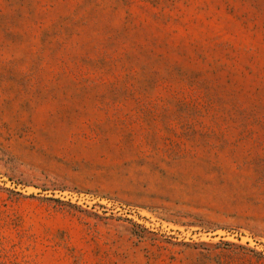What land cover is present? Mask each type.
Masks as SVG:
<instances>
[{
    "label": "rangeland",
    "instance_id": "rangeland-1",
    "mask_svg": "<svg viewBox=\"0 0 264 264\" xmlns=\"http://www.w3.org/2000/svg\"><path fill=\"white\" fill-rule=\"evenodd\" d=\"M0 264H264V0H0Z\"/></svg>",
    "mask_w": 264,
    "mask_h": 264
}]
</instances>
